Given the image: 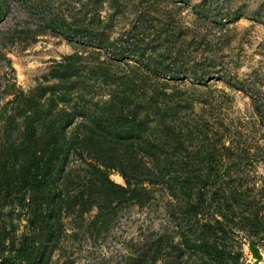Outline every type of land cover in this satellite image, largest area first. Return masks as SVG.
<instances>
[{
    "label": "trees",
    "instance_id": "16d2710c",
    "mask_svg": "<svg viewBox=\"0 0 264 264\" xmlns=\"http://www.w3.org/2000/svg\"><path fill=\"white\" fill-rule=\"evenodd\" d=\"M108 2L95 1L98 22L99 7ZM8 4L0 0V21ZM43 19L67 38L99 39L93 50L99 55L106 47L94 22L88 28L65 16ZM118 56L114 51L112 58ZM107 58L98 57L84 73L88 56L65 55L28 90L0 76V264L69 259L83 245L102 244L123 210L155 200L162 202V218L123 242L118 264H259L264 201L238 180L242 159L221 140L226 165L216 174L192 168L193 130L172 95L133 88L132 77L111 82ZM96 74L108 89L96 88ZM255 104L264 117V104ZM214 154L206 152L208 162ZM113 259L100 252L86 264Z\"/></svg>",
    "mask_w": 264,
    "mask_h": 264
},
{
    "label": "rangeland",
    "instance_id": "374dc122",
    "mask_svg": "<svg viewBox=\"0 0 264 264\" xmlns=\"http://www.w3.org/2000/svg\"><path fill=\"white\" fill-rule=\"evenodd\" d=\"M8 1L0 21L3 82L15 81L28 90L65 55L88 56L81 65L84 73L98 57L108 56L103 66L114 76L111 82L132 77L133 88H161L172 95L182 122L193 130L188 143L192 168H211L216 174L221 162L226 165L223 140L231 146L229 152L242 159L238 180L259 190L264 201V117L255 104H264V0H112L99 7L100 22L96 0ZM46 16H65L88 28L94 22L108 49L102 48L99 55L93 51L99 39L90 42L53 32ZM114 51L117 59L112 58ZM95 76L96 88L108 89L100 84L102 77ZM208 150L215 153L212 163L205 157ZM111 177L124 183L117 172ZM161 205L155 200L146 208L123 210L102 244L83 245L70 255L74 262L61 257L55 264H86L100 252L113 254L110 264H118L123 242L155 226L162 218ZM259 264H264V251Z\"/></svg>",
    "mask_w": 264,
    "mask_h": 264
}]
</instances>
